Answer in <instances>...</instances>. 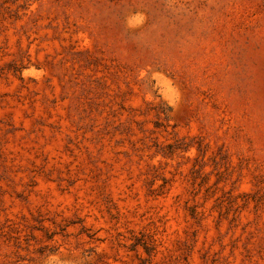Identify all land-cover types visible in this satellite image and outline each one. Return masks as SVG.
Masks as SVG:
<instances>
[{
    "label": "rangeland",
    "instance_id": "374dc122",
    "mask_svg": "<svg viewBox=\"0 0 264 264\" xmlns=\"http://www.w3.org/2000/svg\"><path fill=\"white\" fill-rule=\"evenodd\" d=\"M0 264H264V0H0Z\"/></svg>",
    "mask_w": 264,
    "mask_h": 264
}]
</instances>
